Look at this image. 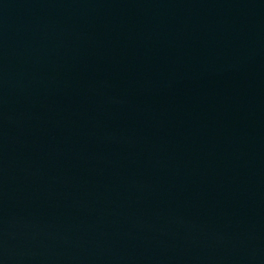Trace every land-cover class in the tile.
Returning <instances> with one entry per match:
<instances>
[{"label":"water","instance_id":"water-1","mask_svg":"<svg viewBox=\"0 0 264 264\" xmlns=\"http://www.w3.org/2000/svg\"><path fill=\"white\" fill-rule=\"evenodd\" d=\"M0 264H264V0H0Z\"/></svg>","mask_w":264,"mask_h":264}]
</instances>
